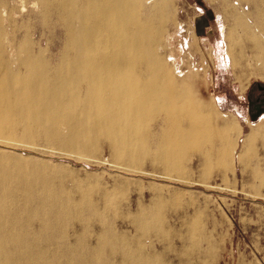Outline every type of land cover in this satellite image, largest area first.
<instances>
[{
  "label": "bare ground",
  "instance_id": "obj_1",
  "mask_svg": "<svg viewBox=\"0 0 264 264\" xmlns=\"http://www.w3.org/2000/svg\"><path fill=\"white\" fill-rule=\"evenodd\" d=\"M34 6L43 19L39 27L61 35L56 56L46 57L40 40L33 42V25L19 33L24 20L33 21ZM3 7L0 35L9 41L3 47L0 37V140L41 138L65 151L94 152L103 139L130 172L148 158L153 167L180 173L192 152L201 154L205 170L229 167L240 126L219 122L158 54L168 0L151 6L148 0H6ZM250 13L232 11L230 33L239 30L252 42L264 68V46L247 21ZM263 137L261 117L243 138L244 151ZM25 159L0 152V264H109L102 255L115 244L110 224L99 226L93 244L82 238L86 224L103 222L104 213L88 196L72 200L46 187L12 183L36 171L19 165ZM118 192L106 191L102 200L114 201ZM155 206L138 214L143 230L156 227L150 223L158 219ZM124 255L130 264H160L132 251Z\"/></svg>",
  "mask_w": 264,
  "mask_h": 264
},
{
  "label": "rangeland",
  "instance_id": "obj_2",
  "mask_svg": "<svg viewBox=\"0 0 264 264\" xmlns=\"http://www.w3.org/2000/svg\"><path fill=\"white\" fill-rule=\"evenodd\" d=\"M4 2L0 0L1 18ZM154 2L148 0L150 6ZM168 5L171 11L158 54L211 107L219 122L240 126L239 135H233L229 167L205 170L201 154L192 152V161L184 162L180 173L153 167L148 158L130 172L126 163L115 160L103 139L94 152H71L41 138L14 137L0 140V152L27 158L19 165L36 169L27 177L13 178L12 183L24 182L38 191L46 187L72 200L88 196L95 203L106 220H90L82 238L93 244L99 226L110 224L114 233L109 237L115 244L102 255L109 264H130L126 251L160 264H264V181L260 180L264 178V137L256 139L247 152L242 143L264 117V109L254 110L260 105L252 104L261 95L264 68L252 42L239 30L230 33L229 21L234 10L251 12L253 17L247 16V21L252 20L255 38L264 46V0H168ZM34 8L33 21L24 20L19 33L33 25V42L40 40L46 57L56 56L61 35L57 29H41L42 15ZM27 11L28 6L20 15ZM0 37L4 47L9 38ZM112 189L120 193L114 201L102 200L104 192ZM154 205L158 219L147 220L156 227L143 230L137 216ZM73 225L79 228L81 223ZM66 233L72 236L70 228Z\"/></svg>",
  "mask_w": 264,
  "mask_h": 264
},
{
  "label": "flooded vegetation",
  "instance_id": "obj_3",
  "mask_svg": "<svg viewBox=\"0 0 264 264\" xmlns=\"http://www.w3.org/2000/svg\"><path fill=\"white\" fill-rule=\"evenodd\" d=\"M259 91L261 92V95H260V97L259 98H256L255 99V101H254V103H252V104H254V106L255 105H260L258 108H254V110L255 109H264V86H261V87H259Z\"/></svg>",
  "mask_w": 264,
  "mask_h": 264
}]
</instances>
